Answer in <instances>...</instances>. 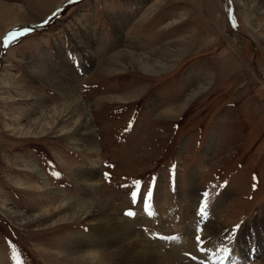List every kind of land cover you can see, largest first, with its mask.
<instances>
[{
    "label": "rangeland",
    "instance_id": "374dc122",
    "mask_svg": "<svg viewBox=\"0 0 264 264\" xmlns=\"http://www.w3.org/2000/svg\"><path fill=\"white\" fill-rule=\"evenodd\" d=\"M24 29L30 31L4 45L10 32ZM130 53L168 64L143 71L123 55ZM10 80L52 104L67 98L60 83L72 85L73 96L77 86L92 121L96 159L69 135L11 132L16 108L29 111L21 121L26 127L38 117L49 122L51 108L37 109L12 86L3 88ZM79 167L94 170L93 197L135 232L137 242L168 249L158 264H176L179 248L169 249L165 240L190 224L209 236L216 235L209 226L222 227L223 244L241 226L264 234V0H0V264H20L22 257L33 264L69 263L66 248L89 227L77 220L50 227L63 212L40 213L62 198H83L74 176ZM166 174L169 185L177 178L174 190L166 189ZM187 185L192 191L186 196ZM208 199L213 218L207 222L198 213ZM186 200L197 213L175 224L170 220L186 210L178 207ZM153 208V217L162 212L167 224L148 221L146 211ZM128 211L144 212L127 218ZM6 238L15 248L22 245L21 257L11 260ZM183 245L196 249L192 240Z\"/></svg>",
    "mask_w": 264,
    "mask_h": 264
},
{
    "label": "bare ground",
    "instance_id": "6f19581e",
    "mask_svg": "<svg viewBox=\"0 0 264 264\" xmlns=\"http://www.w3.org/2000/svg\"><path fill=\"white\" fill-rule=\"evenodd\" d=\"M123 55L132 57L134 59V64H136L137 67H139L143 71L147 72H156L154 71V68L161 65L163 67H167L168 64V61L160 62V60H152L148 58V55H137L133 53ZM74 77H76V75ZM1 84L4 86H2L3 88H9V86H12L14 91H16L22 98L28 97L33 103L34 107L37 109L43 108L44 110V108H51L48 110L49 113L51 111L48 116L46 115V113H44L46 115L44 116L48 118V120L45 121H49L50 124L49 122L45 123L44 120L38 117L32 124L30 123L27 127L22 126L21 121L23 116H26L29 111L27 112L26 108L22 107L16 108L20 112V114L14 122L17 123V125H14L13 123L10 126L11 132L18 135H27L31 133L45 134L52 130L55 133H60L61 135H69L75 137V143L82 145L83 150H86L89 156L96 159L97 149L95 150V136L93 133L92 121L90 115L87 113V107L85 108L86 105L80 100V96L76 88L77 86H75L77 96H73L72 91L74 90V87L63 82L60 83V85L68 91L65 94L67 98L61 103L52 104L49 99H47L43 95H40V93L36 91L27 89L19 81H13V83H11L10 80V82H2ZM200 87L201 88H195L194 90L190 91L186 99L183 101V104H181V107L179 108H183L184 105H186L193 97H195L198 92L201 91L200 89L203 90L202 86ZM6 97L12 98L11 95ZM173 109L174 108H172V110ZM35 173L40 177L42 175V173L38 169H35ZM74 176L81 184L83 198L70 199L68 201H64V199L62 198L60 202H57L58 206L51 205L48 209L43 208L40 213V215L42 216L44 213L50 212L51 210H53L55 213L63 212V215L61 214V217L51 222V224L49 223L50 227H52L53 224H56L63 220H65L66 222L70 220H77L80 221V223H84L83 225L89 227L88 231H86L84 234L77 235L75 237L73 236L72 240L74 241L75 245L73 247L68 246L65 250L66 255L64 258L69 262L66 263L155 264L157 262L158 264L160 257L163 258V256L159 257L158 255H156L154 249L147 248L145 245L141 244V242H137L134 238V235L137 236L135 232L129 229L130 227L127 228L125 223H123L119 217L117 218V216H115V212L113 213L112 211H110V209L103 206L95 197H93L91 189L96 182L94 170L90 169V171H85V168L79 167L74 171ZM189 187L190 185H187L184 189L187 191L186 193H184L186 196L192 191V189ZM53 193L62 195V192L59 191V189H53ZM184 200L185 199H182V201ZM191 201L192 199L189 200V203ZM158 202L159 199H156V203ZM50 204H55V199H51ZM185 204L187 206V200ZM191 208L192 206H187L186 210H182L180 212L181 215L177 216L181 217L182 219L187 218L186 221L189 222L193 217V210H191ZM59 209H62V211ZM154 209L155 208H153V211ZM148 212L149 211L147 210L146 213ZM13 213L16 214L18 213V211L13 210ZM18 216L21 217V215ZM221 228L222 227H215V225L213 224L207 229L209 230L208 232L210 235L211 233L215 235V231H220Z\"/></svg>",
    "mask_w": 264,
    "mask_h": 264
},
{
    "label": "snow or ice",
    "instance_id": "6c2138e0",
    "mask_svg": "<svg viewBox=\"0 0 264 264\" xmlns=\"http://www.w3.org/2000/svg\"><path fill=\"white\" fill-rule=\"evenodd\" d=\"M70 2H73V0H70ZM53 15H55V13ZM28 31H30V30L29 29H24L23 31L10 32L8 34V36L3 41L4 45L7 46L10 41L15 40L17 38V36H23L25 34V32H28ZM56 175H58V173H56ZM136 183L138 184L139 182L137 181ZM151 195H152L151 190H149V192H148V199L151 198ZM204 195H205V197H207L208 194L205 193ZM132 196H133V198H135L136 193H132ZM142 203L147 204V199H145V198L142 197ZM207 207H208V205H207L206 202L205 203H202L200 205V207H199V213L198 214L199 215H203V216H207V212H206V208ZM125 214L128 215V216H133L134 215V213L131 212V211H128ZM195 239L199 243L201 241L202 237L199 234H197L195 236ZM193 259H195V257H193Z\"/></svg>",
    "mask_w": 264,
    "mask_h": 264
}]
</instances>
